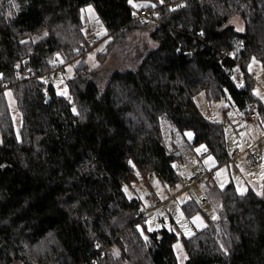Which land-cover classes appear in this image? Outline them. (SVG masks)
I'll return each mask as SVG.
<instances>
[{"label":"trees","instance_id":"trees-1","mask_svg":"<svg viewBox=\"0 0 264 264\" xmlns=\"http://www.w3.org/2000/svg\"><path fill=\"white\" fill-rule=\"evenodd\" d=\"M171 1L141 8L157 12L148 26L158 47L137 68L77 70L68 85L73 112L42 79L59 56L84 61L82 10L94 8L107 37L126 36L142 25L132 22L133 4L146 0H0V79L10 78L22 115L18 140L2 89L0 264H178L177 236L162 229L145 239L140 201L124 186L136 170L178 181L162 119L192 131L193 145L204 144L219 165L230 161L223 125L196 105L200 91L211 101L228 94L243 111L257 104L264 118L248 72L253 58L264 66V0H180L175 11ZM236 16L244 33L230 24ZM236 43L243 89L231 80ZM211 188L219 221L185 238L186 264H264V197L239 194L232 183ZM184 210L192 215L196 207Z\"/></svg>","mask_w":264,"mask_h":264},{"label":"rangeland","instance_id":"rangeland-1","mask_svg":"<svg viewBox=\"0 0 264 264\" xmlns=\"http://www.w3.org/2000/svg\"><path fill=\"white\" fill-rule=\"evenodd\" d=\"M151 4L150 0H146V2L135 3L133 6L145 5L144 7H147ZM88 8L83 9L85 27L83 29L84 42L81 47L85 44L90 31L97 33L98 44L84 58V62L87 64L84 69L87 71H92L96 68L101 69L102 67L110 68L112 72L115 69H135L151 51L158 47L153 37L155 28L144 23L136 26L126 36L107 37L103 23L94 8L91 7V12L87 11ZM135 8L139 10L143 7ZM230 24L234 26L237 32H245L244 22L239 17L232 18ZM240 47L236 43L233 48L235 52L232 51V53H237ZM80 62V59H75V57L65 60L59 56L55 61V65H59L64 73L49 80H46L45 76L42 79L54 87L57 96L65 97L73 108H75L74 100L69 93L68 85L76 77L78 72L77 65ZM69 67L72 69L71 72L68 71ZM248 72L255 81L253 94L264 104V99H261V96H264V66L261 61L253 58L248 65ZM10 82V78L0 79V91L4 89L3 91L5 92L1 101H6L7 103L13 120L15 134L17 139L20 140L22 115L12 89L6 87L10 86ZM47 87L46 85L44 94L48 91ZM65 90L67 94L62 95L61 93H64ZM257 92H259V95L256 94ZM194 99L198 109L205 118L223 125L230 161L227 164L219 165L213 155H206V147L201 148L200 152H197L196 149L204 144L193 145L195 135L192 131L181 132L173 128L166 119H162L161 130L164 144L169 154L179 155L176 157L177 160L174 164L182 176L181 178L190 183V188L186 189L180 179H178L176 184L170 185L154 173H151L146 179L137 170L136 179L131 184L124 186V189L127 187V192L125 193L129 199H138L140 201V210L145 214V226L141 227L144 237L149 233L162 229H167L177 236L173 244V250L178 264H186L188 259L185 238L193 236L210 223L219 221L218 206L211 196L212 188L205 182H192L193 178L202 172L214 170L217 175V188L224 189L228 184L232 183L239 194H246L249 190H252L258 196L264 197V138L259 139V134L264 133V128L262 129L260 125L258 131L249 124L246 120L245 112L235 105L228 94L219 100L211 101L205 91H200ZM263 119L262 121H264ZM262 124L264 125V122ZM188 132L192 133L191 138L186 135ZM237 151L241 155L234 159V153ZM209 157L212 160L205 163ZM160 203L166 205V212L159 210ZM190 203H193L196 207V211L192 215H188L184 210V206ZM196 216L200 217V221H193ZM149 227H151V231H149ZM177 243L182 246L180 249L175 247ZM120 247V244H116L112 248L115 256H119ZM36 254L38 253L36 252Z\"/></svg>","mask_w":264,"mask_h":264},{"label":"built area","instance_id":"built-area-1","mask_svg":"<svg viewBox=\"0 0 264 264\" xmlns=\"http://www.w3.org/2000/svg\"><path fill=\"white\" fill-rule=\"evenodd\" d=\"M180 0H172L169 4V6L172 9H175L178 4H179ZM157 16V12L154 8L151 9H139V10H134L133 12V20L132 22H140V23H144L146 25L152 24L153 22H155V18ZM125 27V26H124ZM122 27V28H124ZM200 38H202L203 36L200 34L199 35ZM98 44V35L96 32L94 31H90L89 34L87 35L86 38V42L85 44L78 50V53L81 54H85L90 52L94 47H96ZM231 59L235 60V65L233 67V71H232V75H231V80L233 81L234 85H236L237 88L239 89H243L245 86V71L242 68V66L240 65V63L235 59V55L233 53H231L230 55H228ZM64 73L63 70H61L60 66L57 65L52 71L48 72L45 75V79L49 80L53 77H57L58 75ZM27 76H30V74H28ZM242 84L243 87H238L237 85ZM245 116H246V120L252 124L255 125V128L258 130V128H260V110L257 104H250L249 106H247L245 108ZM264 138V133L263 134H259V139H263ZM241 155V153L239 151L234 153V159L236 157H239ZM177 176L178 179L181 180L182 184L184 185V187L186 189L190 188V183L186 182L183 178H181L182 176L180 175L179 172H177ZM216 172L214 170H210V171H205L200 173L197 177L193 178L194 183L196 182H205L209 187H214L216 184ZM159 210L161 212H166L167 211V207L164 203H160L159 204Z\"/></svg>","mask_w":264,"mask_h":264},{"label":"snow or ice","instance_id":"snow-or-ice-1","mask_svg":"<svg viewBox=\"0 0 264 264\" xmlns=\"http://www.w3.org/2000/svg\"><path fill=\"white\" fill-rule=\"evenodd\" d=\"M159 2L161 3V4H163L164 3V0H159ZM129 3H132V0H129ZM145 5H134V7H144ZM152 7H155V5H151ZM182 6V5H181ZM172 11H175V9H171ZM83 11V10H82ZM87 11H89V12H91L92 11V9H91V6H89V8L87 9ZM240 30H242V29H240ZM45 35H47V33L45 32ZM201 35H203V33H201ZM71 67H69V69H68V71L69 72H71ZM238 87H243V85L242 84H240V85H237ZM62 95H66L67 94V91L65 90V92L64 93H61ZM257 95H259V92H257L256 93ZM10 95V94H9ZM261 99H264V96H261ZM73 110V112H76V109L75 108H73L72 109ZM186 135L189 137V138H191L192 137V133L191 132H188V133H186ZM205 146L204 145H201L200 146V148H197L196 149V151L197 152H200V150H201V148H204ZM205 151H206V149H205ZM212 160V158L211 157H209L208 158V160H206L205 161V163H208L209 161H211ZM212 163H214V161H212ZM173 167H176V165H173ZM124 191L125 192H127V187H125V189H124ZM241 194H243V193H241ZM182 215V214H181ZM193 221L194 222H198V221H200V217L199 216H196V217H194L193 218ZM152 229H151V227H149V231H151ZM187 231V230H186ZM190 234V233H189ZM145 239H147V237H145ZM175 247L177 248V249H180L182 246L179 244V243H177L176 245H175ZM186 258V257H185Z\"/></svg>","mask_w":264,"mask_h":264},{"label":"water","instance_id":"water-1","mask_svg":"<svg viewBox=\"0 0 264 264\" xmlns=\"http://www.w3.org/2000/svg\"><path fill=\"white\" fill-rule=\"evenodd\" d=\"M87 64L84 61H81L78 65H77V70L80 71L84 68H86ZM49 99V98H48ZM175 157H178L179 155H174Z\"/></svg>","mask_w":264,"mask_h":264},{"label":"crops","instance_id":"crops-1","mask_svg":"<svg viewBox=\"0 0 264 264\" xmlns=\"http://www.w3.org/2000/svg\"><path fill=\"white\" fill-rule=\"evenodd\" d=\"M263 120H264V119H263ZM247 122H248V121H247ZM262 122H264V121H262V119H261V121L259 122V124L261 125V128L263 129V128H264V125L262 124ZM248 123L255 127L254 124H252V123H250V122H248ZM259 129H260V128H258V131H259ZM230 184H231V183H230ZM228 185H229V184H228Z\"/></svg>","mask_w":264,"mask_h":264},{"label":"bare ground","instance_id":"bare-ground-1","mask_svg":"<svg viewBox=\"0 0 264 264\" xmlns=\"http://www.w3.org/2000/svg\"><path fill=\"white\" fill-rule=\"evenodd\" d=\"M87 54V53H86Z\"/></svg>","mask_w":264,"mask_h":264}]
</instances>
